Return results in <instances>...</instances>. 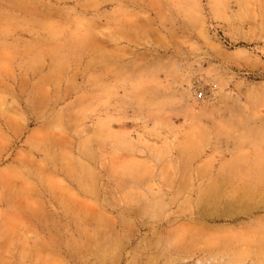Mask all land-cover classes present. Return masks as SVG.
Masks as SVG:
<instances>
[{
    "label": "rangeland",
    "instance_id": "obj_1",
    "mask_svg": "<svg viewBox=\"0 0 264 264\" xmlns=\"http://www.w3.org/2000/svg\"><path fill=\"white\" fill-rule=\"evenodd\" d=\"M0 264H264V0H0Z\"/></svg>",
    "mask_w": 264,
    "mask_h": 264
},
{
    "label": "bare ground",
    "instance_id": "obj_2",
    "mask_svg": "<svg viewBox=\"0 0 264 264\" xmlns=\"http://www.w3.org/2000/svg\"><path fill=\"white\" fill-rule=\"evenodd\" d=\"M215 215V214H214ZM256 236V235H255ZM260 237H262V236H260Z\"/></svg>",
    "mask_w": 264,
    "mask_h": 264
}]
</instances>
